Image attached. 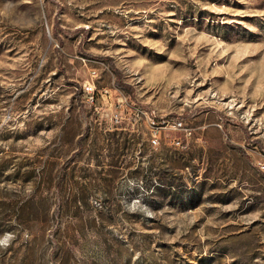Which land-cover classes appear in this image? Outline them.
Wrapping results in <instances>:
<instances>
[{"label": "rangeland", "instance_id": "1", "mask_svg": "<svg viewBox=\"0 0 264 264\" xmlns=\"http://www.w3.org/2000/svg\"><path fill=\"white\" fill-rule=\"evenodd\" d=\"M5 233L0 264H264V0H0Z\"/></svg>", "mask_w": 264, "mask_h": 264}, {"label": "built area", "instance_id": "2", "mask_svg": "<svg viewBox=\"0 0 264 264\" xmlns=\"http://www.w3.org/2000/svg\"><path fill=\"white\" fill-rule=\"evenodd\" d=\"M98 76L96 70H92L90 72V79L87 80L86 82H84L80 88V92L82 94V96L84 97V99L91 103V104H94V101H95V92H96V89H95V85H94V79ZM106 91V90H105ZM107 92V91H106ZM151 120V119H150ZM152 122V121H151ZM153 124V123H152ZM181 126V123L180 122H174L171 124V127L172 128H178ZM149 143L152 147H156L158 146L159 144V137H158V131H154L152 134H151V137L149 139ZM175 145H178L180 146V142L179 141H176L174 143Z\"/></svg>", "mask_w": 264, "mask_h": 264}, {"label": "clouds", "instance_id": "3", "mask_svg": "<svg viewBox=\"0 0 264 264\" xmlns=\"http://www.w3.org/2000/svg\"><path fill=\"white\" fill-rule=\"evenodd\" d=\"M12 239H14L13 234L5 233L2 237H0V248H6Z\"/></svg>", "mask_w": 264, "mask_h": 264}, {"label": "trees", "instance_id": "4", "mask_svg": "<svg viewBox=\"0 0 264 264\" xmlns=\"http://www.w3.org/2000/svg\"><path fill=\"white\" fill-rule=\"evenodd\" d=\"M115 73H116V75L118 74L117 71H115ZM116 87H122V86H121L120 84H117V82H116ZM238 150H239L241 153H244L243 149L239 148Z\"/></svg>", "mask_w": 264, "mask_h": 264}]
</instances>
